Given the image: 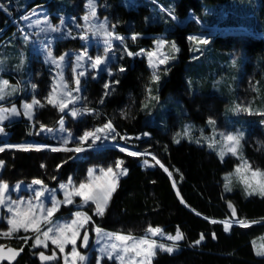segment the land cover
Here are the masks:
<instances>
[{"label": "trees", "instance_id": "obj_1", "mask_svg": "<svg viewBox=\"0 0 264 264\" xmlns=\"http://www.w3.org/2000/svg\"><path fill=\"white\" fill-rule=\"evenodd\" d=\"M107 1L111 6L110 14L114 28L122 37L129 39L134 32L139 34L136 39L139 46L150 48L154 45L157 35L164 33L177 44L180 52L177 60L167 65L159 81L152 80V71L145 57L125 56L123 62L125 72L118 76L119 83L115 91L103 104H100L102 84L100 81L88 79L89 105L101 111L106 118L112 116L117 129L135 139L117 137L121 142L134 144L132 143L134 141L138 148L155 151L169 166L183 197L196 211L207 217L227 220L231 217L228 201H232L242 219L264 220V196L246 195L243 185L239 182H236L232 191L225 190L226 174L235 169L239 159L232 155L221 159L216 147L210 148L203 142L205 137L209 138L212 135L209 132L208 113L226 108L231 118L236 117V97L239 92L237 89L233 90V86L225 84V89L222 90L230 93V103L226 105L227 107L212 106L214 107L212 110H209V106L213 105L212 96L200 94L205 81L210 79L213 82L215 65L221 68L219 60L230 59L232 51L239 49L245 54L246 60L240 58L236 62V67L244 66V73L257 71L259 83V90L253 92L257 99L252 104L245 105L251 110L264 112V37L240 30L205 31L200 24L188 19L190 13L206 17L204 13L207 6H216L219 9L232 0H157L163 6L171 8L179 21L166 10H158L157 4L150 0ZM51 2L58 12L75 9L71 0H0V48L5 50L6 56L10 55V48L13 49L15 46L8 43L5 47V43L12 40L14 33H20L14 20L20 19L25 11L34 6L48 5ZM256 6L258 21L262 23L264 0H257ZM212 17L209 16L210 21L215 19ZM128 23L130 27L126 26ZM240 25L242 24L238 18H228L222 24L224 27ZM200 31L211 37L209 45L212 52L208 54L205 49L207 53L202 52V55L194 58L190 37L192 33ZM18 34L16 41H20ZM131 42L133 41H129L131 48L136 50ZM23 49L26 52L10 56L13 58L17 55L26 56L29 51L27 42ZM205 56L208 60L209 57L213 61L219 60L215 64L212 60L205 61ZM25 70L15 72L14 75L20 80L22 74H27ZM8 79L15 82L13 78ZM211 82L208 83L209 87ZM21 98L15 95L0 104L13 103ZM121 107L125 108L120 112L118 109ZM60 116L61 114L56 112L53 119ZM187 117L193 122L195 130L192 132L193 138H184L176 143L177 135L173 137L171 132L175 134L177 126L180 132L188 128L185 126ZM262 118L264 115L261 114L248 116L250 134L244 140L247 159L253 167L264 171V124H259ZM230 120L229 118L228 121ZM23 122L22 130L28 132L27 135L30 136L28 120L23 118ZM84 122L87 125L93 122V115L79 121L82 125ZM229 122L227 123L230 124ZM12 127L16 129L17 123L12 124ZM198 130L202 132L199 134ZM144 133L150 134V137L139 141L137 137ZM18 134L17 131L10 140L12 142L20 140ZM47 142L56 143L54 140ZM17 156V160L13 161L15 169L26 171L28 174L37 172L38 176H43L39 165L41 160L45 159L46 152H22ZM49 158L51 161L48 170L52 174L57 164L67 159L61 152L50 153ZM90 159L92 162L122 159L128 170L127 175L119 179L106 217L102 220L95 215V222L108 229L136 236L144 235L149 225L162 227L168 233H176L177 230L183 233L184 239L180 243V250L168 253L158 249L154 264H264V256L256 254L257 250L253 243L254 240L264 237V224L249 227L233 226L230 231H226L222 224L212 223L198 216L182 204L169 175L151 158H147L150 162L144 164L141 157L110 149L107 152H96ZM71 164V167L64 166L61 172L66 174L72 171L77 164ZM113 215L117 217L113 219ZM201 234L204 239L195 244ZM32 242L31 240V244ZM38 252V249H31L30 245L25 246L24 253L14 264H40Z\"/></svg>", "mask_w": 264, "mask_h": 264}, {"label": "rangeland", "instance_id": "obj_2", "mask_svg": "<svg viewBox=\"0 0 264 264\" xmlns=\"http://www.w3.org/2000/svg\"><path fill=\"white\" fill-rule=\"evenodd\" d=\"M150 1L157 4L158 10H166V12L170 13L174 18L176 17L175 14L172 12V9L163 6L160 1L157 0H150ZM256 2L257 0H232L226 4H223L219 9H217L216 6H207L204 13L206 17H199L194 13H190L188 19L189 20L191 19L193 22H197L198 24H200L201 28L204 29L205 31L208 29L211 30L212 32H217L220 30H226V31L240 30L242 32L249 33L254 36L264 37V30H262L264 29V17H263V22L259 23L258 16L255 11V8L257 7ZM71 3L75 5L74 11L69 10L64 12H58L55 10L51 2L48 5L39 4L37 6H34L31 9L25 11V13L20 17V19L14 20L16 29L20 31L19 33L20 35L17 32L14 33L12 40L7 41L5 43V47L8 45V43L11 44L12 46L14 45L15 47L13 49L10 48L9 50L10 52L9 54L11 56H14L15 53L22 54L26 52L24 51L23 46L27 42L29 45V51L26 53V56L17 55L14 58L11 57L10 55L6 56L5 55L6 53H4L5 50L0 48V81L7 80L9 82L10 87L7 89V91L9 92H11V89L13 87L16 88V91L14 93H12L11 95H6L4 99L0 100V102L7 101L9 100L7 98L15 95L22 97L20 100H17L13 103L0 104V109L7 110L15 107L19 112L18 115H13L10 112L4 113L5 115L8 116V118L0 121V127H2L4 130L2 133H0V143L1 144H4L6 142L13 143L14 141L12 142L10 139L18 131L19 134L17 136L20 137V140L15 142H19L23 140L31 141L32 139L35 138V140L44 141L48 144L64 146L62 148H42L39 150H36L34 148L33 149L31 148L29 150H23L20 148H5L4 151L0 152V161L4 162L3 167H0V180L8 182V184L10 185L9 195L11 196L12 200H17L20 198H24L26 200L30 198L33 195L32 188L39 189L41 187V185H33L32 182L34 180H41L43 181L44 186H46L48 189H55L57 198L62 200L63 191L60 189V185L66 184L69 178L72 179L73 183L78 185L81 181H84L86 179L87 172L89 169L107 168L109 166L114 167L115 162L117 160H122V159H113L110 160L109 162H105V160L92 162L90 158H92L93 155L96 154V152H107L108 150L113 149L129 155L128 153L123 152L117 148L95 149V148H89L87 144L83 145L85 151L80 153L74 151H64V150L53 151L52 149L75 148L81 146L77 143V140L80 136H82L85 132L94 131L97 128L103 127V125L106 124L108 121H111L112 124L114 125L115 139H111L110 137L107 139H102L101 141H97L96 145H100L104 142L107 141L109 142L114 140H118V142H121V140L117 138L120 136L122 138L135 140L133 139L134 138L133 136L129 137L130 135L128 136L117 129L116 123L112 116L106 118L103 114H101V111L96 110L89 105L88 102L89 89L87 88L88 79L100 81V83L102 84L101 86L103 87V92H102V97H101L102 99L100 100V104H103L104 100L110 95H112L113 92L115 91L117 83H114V81H118V76L121 73L125 72V71H119V69H125L123 67V62L125 56H127V51H131L133 53H139L141 49H144L146 51H152L156 47L157 40L163 39L167 41L168 43L165 45L162 51L167 53L170 57L174 56L175 58L169 59L167 64L160 65L159 69L156 70L158 75L160 76V79L162 77L163 72H165V68L167 67V65L171 61H176L178 58V54L180 52V50L178 52L172 51L171 45L173 43L176 45L177 48L178 46L174 41L170 40L164 33L157 35L154 41V45L150 48L140 47L139 42L136 39L135 40H133L132 38L126 39L124 37V41L122 43L120 40L113 38L111 41V49L106 51V45L104 44L105 38L103 36H98L89 33L87 40L80 38V36L85 31L83 27L85 25V21L83 20V17L87 15L89 11L87 7L88 0H71ZM110 7H111L110 3L107 0H96V17L92 18L89 21V23L91 25L97 26L100 23L104 22L106 18L109 26V31H114L117 35L121 36L119 33L116 32L115 28L113 27L114 23L112 20V16L110 14ZM24 8H26V6H24ZM209 16H213L212 19L214 17L215 19L213 21H210L211 18H209ZM228 18H238L240 19L242 25L229 26V27L222 26L223 22ZM61 19H63L64 21L63 24H61ZM175 20L179 21L178 18H175ZM126 26L130 27V23L126 24ZM52 28H59L60 30L52 31L51 30ZM41 29H44V31H41ZM17 34L19 36L20 41H16ZM134 34L135 33L133 32L131 34V37ZM25 37H28V39L26 40ZM191 37H196L198 40L208 41V43L204 44V43H197L196 40L190 39L192 43V52H193L192 55L194 58L202 55V52L204 53L208 52V54L212 52L211 47L209 45V41L211 37L206 35L205 32L200 31L197 33H192ZM129 41H133L131 43L133 46H135V48H137L136 50H133L131 48ZM205 49L207 50V52L204 51ZM49 50L51 51L52 56L57 59L62 55L65 56V60L62 62L61 65L58 66L57 64H53L48 61L47 52ZM85 50L88 53V57H91L93 60L95 59L96 56H101V57L106 56L105 63L102 64L100 67L93 69L89 63L88 58L86 57L85 60L80 62L82 67H77L76 55L84 52ZM231 54L232 55L230 56V59L226 61L218 59L219 66H221V68L219 69L217 65H215V69L213 68V76H214L213 82H211V80L208 79L203 84L202 91L200 90V94L202 93L203 95H207V96L209 95L212 96L213 98L211 99L213 105L209 106V110H212L214 108L212 106L220 108L221 106H226L227 104L230 103V98H229L230 93L228 91L224 92L222 90L223 88L225 89V84H228V86H233L235 88V89L232 88L233 90L237 89L239 93H237L236 102L237 105L241 106L242 108H249L248 105L252 104V102H254L257 99V97L253 94V92L259 90L258 78L256 76L257 71L252 73L251 72L244 73V69H243L244 66L242 68H238L240 66L236 67L237 66L236 62L239 61L240 58L246 60L243 51L236 49L233 50ZM135 56H139V57L143 56L147 59L148 62V57L145 54L132 55V57ZM14 59L16 60L13 62ZM17 59L19 61H17ZM204 60L210 62L212 58L209 57L208 60L207 56H205ZM218 60H214V61L212 60V61L216 64ZM23 69H26L25 71L27 74L26 75L22 74L21 79L19 80L14 74L15 72L18 73L22 72ZM150 69L153 73V68L150 67ZM82 71L85 74L83 76H80V91L78 93L75 91L72 92L73 97L78 96L80 97V99L76 100L75 103H69V98L64 96L63 93H60L61 97L64 99V102L68 103V108H66L63 112H61L58 107H55L52 104L47 103L46 97H48L51 94L53 86L58 83L59 73H62L64 82L67 83L68 85L65 91H69L75 88V84H74L75 76ZM8 77L13 78L15 82L9 81L10 79H8ZM209 82H211L210 87L208 86ZM105 84H110L111 87L109 89H106L104 87ZM33 85L35 87H33ZM106 92L108 93L107 95H105ZM148 97L149 99H152L150 96ZM33 99L39 100L42 106L39 105L35 106L33 109V114L31 116L24 115L23 105L25 103H32ZM193 100L194 98L191 100V103ZM73 108L80 110L81 114L73 117L71 115V109ZM124 108L125 107H121L118 110L121 112L122 110H124ZM84 109H91L93 111L84 112L83 111ZM229 109L227 111H229ZM56 112L61 114V116L57 117L54 120L53 116L55 115ZM235 112L237 116L231 118V116L228 115L229 112H226V108L223 110L218 109L214 113L209 112L207 115V120L215 121L214 125L208 122L209 124L208 126L210 128L209 129L210 134H212L215 137V140L219 142L215 148L217 153H219V149L223 144L220 133H229V132L236 133L237 131L244 133L243 139L241 140V145L238 149V155H232L231 153H228L227 155L224 156L225 158L228 155H232L238 158L239 159V163L237 164L238 166L241 163V157H243V159H246L250 163V161L247 159L245 155V140H244L250 134L248 131V125L250 124V120H248V116H252V115L255 116L264 112L260 110H252L251 112L236 110ZM121 114L123 115V113ZM88 115H93V122H91L88 125L85 122L83 123V125L79 123V121L82 118L86 119ZM23 118L28 120L27 126H29L31 129L30 136L27 135L28 132L26 133L22 130L24 126ZM229 118L231 119L230 122L228 121ZM61 119H63L64 131L61 130V125L59 123ZM239 119H241V121H238ZM227 122H229L230 124H228ZM14 123H17L16 129L12 127V124ZM185 123H186L185 126L190 129L189 136H183L185 128L180 132L179 126L176 127V132L174 131L175 134L171 132L172 133L171 136L176 137L175 135L180 133V136L177 135V139L179 140H182L184 138L192 139L193 138L192 132L195 130L193 128V122L191 118L187 117ZM259 124H264V118H262V121ZM245 125L247 126L245 127ZM48 129H51L52 131H48ZM198 132L200 134L202 130H198ZM211 136L209 138L213 137ZM149 137L150 134L144 133L142 135H139L137 138L139 141H144ZM205 138L203 139V142L206 145H208L209 140ZM48 140H54L56 143H49L47 142ZM65 141H67V143H65ZM132 143L135 144L134 141ZM127 144L135 146L134 144L131 143H127ZM140 149L144 150L143 152L145 153V155L134 156V157H141L144 164H148L150 161H148L147 158H151L155 162L159 161L160 163L157 164L161 167V162L163 160L155 151L148 150L145 148H140ZM22 152H46L45 159H42L39 165V169L40 171H42L41 173L43 176H38L37 172H34L33 175V174H28L26 171H22L20 169L14 168L15 166L13 164V161L17 160L18 153H22ZM53 152H61L64 157H67V159L58 163L57 166L55 167V172H53L52 174L51 172H49L48 166H49V161H51L49 155L50 153ZM148 153H151L150 156H147ZM4 154L6 155L2 156ZM146 161L147 163H145ZM71 163H76L77 165L74 167V169H72V171L63 174V172H61V169L66 165L67 167L69 166L71 167L72 166ZM123 167L127 169L124 163H123ZM252 168L259 169L253 166ZM235 169L232 172L226 174V183L230 180L229 187L231 188V191L236 186L237 184L236 182L240 183L238 177L235 175ZM260 170L263 171L262 169ZM17 184H20V189L18 191L13 190L14 186ZM29 185H31L32 188H30ZM114 193L115 192L112 193L111 199ZM45 204L46 206H50V202L47 199H45ZM109 204L107 206L104 216L102 217L99 216L101 217L102 220H104V218L106 217V213L109 210L108 209ZM92 208H93L92 204L81 206L80 198L76 197V204L62 205L60 207V210L56 212L55 215L53 216V220L63 223L72 218L71 215L72 213L76 212L77 210H82L84 212H87L88 215L91 216L92 220L94 221L95 215L93 214ZM8 215H10V213H8L7 209L4 207H0V230H7L5 217H7ZM116 217L115 215H113L112 218L115 219ZM243 220L249 222V220L248 221L246 219ZM262 221L264 220H257L256 222H262ZM87 227L89 230V238H91V242L85 248L81 246V242L78 240L77 248L82 255L87 257L86 264H96L97 259L101 255L100 248L103 247L105 244H111L112 241H109L107 240V238H105L97 242V235L94 231V228L99 227L108 233H115L119 231L108 229L97 222H95L94 225L89 224ZM159 228L163 229L162 227ZM120 233L127 234L125 232H120ZM164 233L165 235L163 236H156L151 238L155 239L157 243H162L167 246H172L173 241L168 240L167 236L175 235L176 233H168L166 231H164ZM18 235L25 236V235H32V233H24L23 231H21ZM81 235H83V233H81ZM182 240L175 242L176 250L172 253H175L180 250L181 248L180 243ZM254 242H255L254 246L257 250L260 245L264 244V237L258 238L254 240ZM0 243H6L8 245H12L15 247L17 246L18 248L23 247V249L25 248V246L32 245L31 239H29L25 244L23 240L18 239L15 236L11 238L0 237ZM53 248L54 246L50 242L47 249L43 247L34 249L31 247V249L33 250L38 249L39 252L44 251L46 255H51ZM70 250H71V245H69L66 248V252ZM57 255L60 256V253L57 252ZM154 258L155 257L152 258V264H154L153 263ZM39 262L40 264H63L62 260L49 261L47 263L45 262L43 263V261L39 259ZM101 264H119V262L114 259L109 260L107 259V257H105L101 261Z\"/></svg>", "mask_w": 264, "mask_h": 264}, {"label": "snow or ice", "instance_id": "obj_3", "mask_svg": "<svg viewBox=\"0 0 264 264\" xmlns=\"http://www.w3.org/2000/svg\"><path fill=\"white\" fill-rule=\"evenodd\" d=\"M89 11L88 14L83 17L85 25L83 26L85 31L80 36L81 39L87 40L88 34L92 33L94 35L103 36L104 44L106 45V51L111 49V41L113 38L120 40L122 43L124 37L117 35L114 31H109V26L107 19L97 26L91 25L89 21L96 17V0H88L87 5ZM39 23V22H37ZM64 21L61 19V24ZM114 27V26H113ZM52 31H59V28H52ZM44 31V29H41ZM139 34H134L131 38L133 40L137 39ZM27 40L28 37H25ZM190 39L196 40L197 43H208L207 40H198L196 37H191ZM168 42L159 39L156 41V47L152 51H146L141 49L139 53H133L127 51V55H140L145 54L148 57V63L151 68H153L152 80L159 81L160 76L157 73L160 65H165L168 63L169 59H174L175 57H170L167 53L163 52L165 45ZM173 52H178L179 49L173 43L171 45ZM67 55V54H65ZM88 58L89 63L93 69L100 67L106 61V56H96L93 60L88 57V53L84 52L76 55L77 67H82L81 61ZM47 59L53 64L58 66L62 64L65 60V56L62 55L58 59L52 56L51 51L47 52ZM119 71H125V69H119ZM85 73L79 72L74 79L75 88L69 91H65L68 85L64 82L62 73H59V81L53 86L51 94L46 97L47 103L58 107L61 112L68 108V103L64 102L60 93L69 98V103H75L80 97H73L72 92L80 91V76ZM114 83H119V81H114ZM10 87L7 80L0 81V100L4 99L6 95H11L16 91V88H12L11 92L7 91ZM33 87H35L33 85ZM106 89L111 87L110 84H105ZM150 92V89H149ZM108 93L106 92L105 95ZM102 102V101H101ZM42 106L39 100L33 99L32 103H25L23 105L24 115L31 116L33 114V109L35 106ZM237 111H248L251 112V108H242L241 106H236ZM84 112H91V109H84ZM10 112L13 115H18L19 112L15 107L12 109H0V121L8 118L4 113ZM80 110L75 108L71 109V115L73 117L80 115ZM264 115V113H261ZM61 130L63 129V119L60 120ZM210 124H215V121L209 120ZM4 130L0 127V133ZM48 131H52L48 129ZM190 129L186 128L183 136H189ZM180 136V133L177 134ZM70 136V134H69ZM223 144L219 149V156L221 159L225 155L231 153L232 155H238V149L241 145V140L243 139L244 133L237 131L236 133H220ZM115 139V128L111 121H108L103 127L97 128L94 131L85 132L77 140V143L81 146L75 148H63V149H52L53 151H74L77 153L85 151L83 147L87 144L89 148L96 145L97 141L107 138ZM209 140L208 147L215 148L219 143L215 140V137L205 138ZM90 141V143H89ZM179 143V139L175 141ZM199 143V141H197ZM67 143V141H65ZM5 147L20 148L23 150H29L33 147L39 150L43 146H33V145H5L0 147V152L5 150ZM123 152H128L132 156L145 155V153L132 152L127 148L120 149ZM150 155V153L148 154ZM123 161L117 160L115 166H109L107 168H92L87 172V177L84 181H81L78 185L73 183L72 179L69 178L66 184H61L60 189L63 191V199H58L56 196L55 189H48L44 186L43 181L34 180L33 185H41L39 189L32 188L33 195L28 198H20L17 200H12L9 195L10 185L6 181L0 180V207L7 209L8 215L5 217L7 230H0V237L11 238L16 237L21 239L26 244L29 239H31L32 248L43 247L48 248L49 242L54 246L51 255H46L44 251L38 253L39 259L44 262L62 260L63 264H86L87 257L82 255L77 248V241L81 242L82 247H87L89 244V224H95L92 217L88 215L87 212L82 210H77L72 213V218L63 223L53 220V216L56 212L60 210L62 205H75L76 197L80 198V205L92 204L93 214L96 216H104L107 206L111 200L112 193L115 192L118 187L119 178L121 176L127 175V169L123 167ZM147 163V161L145 162ZM156 163H160L156 161ZM4 162L0 161V167H3ZM161 167L163 165L161 164ZM167 171V169H165ZM99 173V174H97ZM171 175V173H169ZM231 175V174H230ZM235 175L238 177L240 183L243 185L246 195H260L264 196V171L260 169H253L252 165L241 157V163L235 169ZM175 183V182H173ZM230 180L225 184V190L231 191L229 187ZM20 184L14 186L13 190H19ZM47 193V196H46ZM45 199L50 202V206H46ZM228 206L232 209L231 216L236 217L235 207L228 202ZM223 223L225 230H230L233 220L228 221H215L212 223ZM235 223L240 224L242 227H249L252 223H257L256 221L246 222L243 219H235ZM23 231L24 233H32V235L19 236L18 234ZM94 231L97 235V242L99 240L107 238V240L112 241L111 244H105L100 248V257L97 259L96 264H101V261L107 257L109 260H116L119 264H152V258L155 257L157 249L160 251L172 253L176 250V243L184 239L183 233L177 230L175 235H168L167 239L173 241L172 246H167L162 243H157L155 239L151 237L163 236L165 235L163 229L159 227H153L149 225L145 230L143 236H134L132 234H124L120 232L108 233L99 227H95ZM83 233V235H81ZM215 237V234H213ZM204 239L203 234H201L200 239L195 241V244H199ZM255 244V242H253ZM71 245V250L66 252V248ZM23 252V247L19 249L8 248L3 244H0V262L7 260L9 264L16 259L20 253ZM60 253V256L57 255ZM257 255L264 256V244L260 245L256 251Z\"/></svg>", "mask_w": 264, "mask_h": 264}, {"label": "water", "instance_id": "obj_4", "mask_svg": "<svg viewBox=\"0 0 264 264\" xmlns=\"http://www.w3.org/2000/svg\"><path fill=\"white\" fill-rule=\"evenodd\" d=\"M32 140H35V139H32ZM107 142H108V141H107ZM106 148H111V147H106ZM103 149H104V148H103ZM147 156H150V155H147ZM161 164H162V165H165L166 168H168V169L170 170L169 166H168L166 163H164V162L162 161ZM165 166L162 167V169H163L164 171H165V169H166ZM165 172L169 175V172H168V171H165ZM169 177H170V179H171V182H172V185H173L174 190L176 191V193H177L179 199L181 200L182 204H183L185 207H187L188 209H190L192 212L196 213L198 216L203 217V218H205V219H208V220L211 221V222H212L213 220H215V221H228V220H226V219H220V218H214V217H207V216L203 215L202 213L196 211L194 208H192V207L189 205V203H188V202L185 200V198L183 197V195H182V193H181V191H180V189H179V187H178V184H177V182H176V180H175V178H174V175L171 174V175H169ZM173 182H175V183H173ZM176 185H177V187H176ZM228 202H231V204L235 207V210H236V217L233 218V217L231 216L230 219H229V220H233L231 228H232L233 226H238V225L241 226L240 224L234 222L235 219H242V218L240 217V215H239V212H238V209H237L236 205H235L232 201H228ZM229 210H230V214H231L232 209H231L230 207H229ZM249 222H250V221H249ZM218 223H219V222H218ZM220 224L224 225L223 223H220ZM258 224H264V221H262V222H257V223H252L251 225H258ZM231 228H230V229H231ZM90 242H91V238H89V243H90ZM0 244H3V245H5V246L8 247V248L19 249L18 247H14V246H12V245H8V244H6V243H0ZM23 253H24V249H23V252L20 253V255L17 256L16 259H15L14 261L11 262V264H14L15 261H16V260H17V259L23 254ZM3 263H8V264H9V262H8L7 260H5V261H3V262H0V264H3ZM43 263H44V261H43ZM45 263H47V262H45Z\"/></svg>", "mask_w": 264, "mask_h": 264}, {"label": "bare ground", "instance_id": "obj_5", "mask_svg": "<svg viewBox=\"0 0 264 264\" xmlns=\"http://www.w3.org/2000/svg\"><path fill=\"white\" fill-rule=\"evenodd\" d=\"M5 145H33V146H43V147H41L40 149H42V148H62V147H64L63 145H55V144H48V143H46V142H44V141H39V140H31V141H25V140H23V141H19V142H13V143H11V142H6V143H4V144H1L0 143V147H4ZM106 147H111V148H117V149H121V148H127V149H129L130 151H132V152H140V153H144L143 151V149H140V148H137L136 146H132V145H129V144H127V143H124V142H118V140H114V141H109V142H104V143H102V144H100V145H94L93 147H91V148H95V149H103V148H106ZM5 148H12V147H5ZM34 149H36L35 147H33ZM32 148V149H33ZM126 153H128V152H126ZM149 154V153H148ZM151 154V153H150ZM152 155H154V154H152ZM162 163V162H161ZM163 166H165V165H163ZM165 168H166V166H165ZM167 169V171L169 172V173H171L172 175H173V173H172V171L171 170H169L168 168H166ZM176 187H177V185H176ZM179 187V186H178ZM234 203V202H233Z\"/></svg>", "mask_w": 264, "mask_h": 264}]
</instances>
